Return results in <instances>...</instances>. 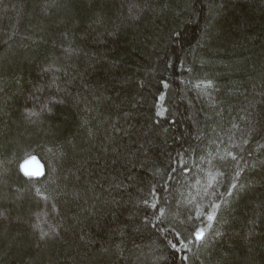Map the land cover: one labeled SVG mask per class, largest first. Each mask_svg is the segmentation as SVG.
<instances>
[{
	"label": "trees",
	"instance_id": "obj_1",
	"mask_svg": "<svg viewBox=\"0 0 264 264\" xmlns=\"http://www.w3.org/2000/svg\"><path fill=\"white\" fill-rule=\"evenodd\" d=\"M0 264H264V0H0Z\"/></svg>",
	"mask_w": 264,
	"mask_h": 264
},
{
	"label": "rangeland",
	"instance_id": "obj_2",
	"mask_svg": "<svg viewBox=\"0 0 264 264\" xmlns=\"http://www.w3.org/2000/svg\"><path fill=\"white\" fill-rule=\"evenodd\" d=\"M22 169L28 175L40 176L43 173L42 165L33 157L23 163Z\"/></svg>",
	"mask_w": 264,
	"mask_h": 264
},
{
	"label": "snow or ice",
	"instance_id": "obj_3",
	"mask_svg": "<svg viewBox=\"0 0 264 264\" xmlns=\"http://www.w3.org/2000/svg\"><path fill=\"white\" fill-rule=\"evenodd\" d=\"M233 159H235V157H233ZM208 219H209V220H212V219H213V216L209 215ZM195 235H196V239H197V240H200V239L203 238V231H202V230H198V231L195 233Z\"/></svg>",
	"mask_w": 264,
	"mask_h": 264
}]
</instances>
